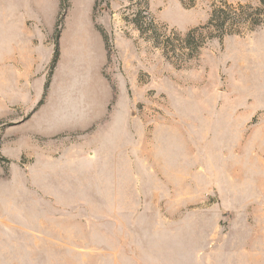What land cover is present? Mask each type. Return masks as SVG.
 <instances>
[{
  "label": "rangeland",
  "instance_id": "obj_1",
  "mask_svg": "<svg viewBox=\"0 0 264 264\" xmlns=\"http://www.w3.org/2000/svg\"><path fill=\"white\" fill-rule=\"evenodd\" d=\"M222 2L0 0V264H264V24L176 66L133 23Z\"/></svg>",
  "mask_w": 264,
  "mask_h": 264
},
{
  "label": "trees",
  "instance_id": "obj_2",
  "mask_svg": "<svg viewBox=\"0 0 264 264\" xmlns=\"http://www.w3.org/2000/svg\"><path fill=\"white\" fill-rule=\"evenodd\" d=\"M62 3L65 0H61ZM260 7L237 5L222 2L212 10L206 25L189 30L185 34L172 31V35L160 34L158 28L152 23L145 22L143 10H138L133 23L141 32V36L150 40L156 48L163 51L165 59L176 66L187 63L199 57L201 51L211 40L222 41L228 36H241L253 32L264 24V0H259ZM147 5V0H144ZM141 4V3H140ZM144 4V5H145ZM60 58L58 39L56 42L51 69L54 70ZM49 81L45 87V93Z\"/></svg>",
  "mask_w": 264,
  "mask_h": 264
}]
</instances>
